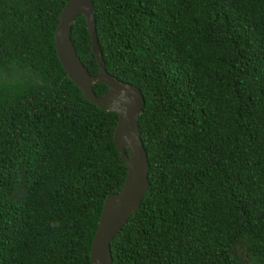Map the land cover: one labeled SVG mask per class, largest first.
I'll return each instance as SVG.
<instances>
[{"label": "trees", "instance_id": "16d2710c", "mask_svg": "<svg viewBox=\"0 0 264 264\" xmlns=\"http://www.w3.org/2000/svg\"><path fill=\"white\" fill-rule=\"evenodd\" d=\"M66 2L0 0V264H92L103 202L127 174L117 114L58 59ZM93 7L106 70L145 100L148 192L112 239V264H264V0ZM70 35L96 75L82 14Z\"/></svg>", "mask_w": 264, "mask_h": 264}, {"label": "water", "instance_id": "95a60500", "mask_svg": "<svg viewBox=\"0 0 264 264\" xmlns=\"http://www.w3.org/2000/svg\"><path fill=\"white\" fill-rule=\"evenodd\" d=\"M79 14L86 19L99 69L96 75L90 74L81 62L71 39L72 25ZM54 40L58 59L67 76L90 102L117 114L113 139L127 174L120 191L105 198L90 247L92 264H112L110 243L139 209L148 192V156L139 131V114L145 100L137 86L117 79L106 70L96 33L93 0H67L54 31ZM97 82L108 86L101 96L92 88Z\"/></svg>", "mask_w": 264, "mask_h": 264}]
</instances>
